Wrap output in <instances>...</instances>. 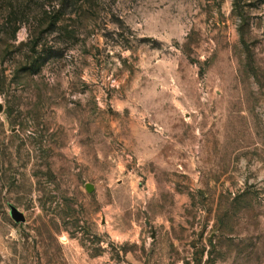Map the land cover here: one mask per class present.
I'll list each match as a JSON object with an SVG mask.
<instances>
[{
	"label": "rangeland",
	"instance_id": "rangeland-1",
	"mask_svg": "<svg viewBox=\"0 0 264 264\" xmlns=\"http://www.w3.org/2000/svg\"><path fill=\"white\" fill-rule=\"evenodd\" d=\"M0 264H264V0H0Z\"/></svg>",
	"mask_w": 264,
	"mask_h": 264
},
{
	"label": "water",
	"instance_id": "water-1",
	"mask_svg": "<svg viewBox=\"0 0 264 264\" xmlns=\"http://www.w3.org/2000/svg\"><path fill=\"white\" fill-rule=\"evenodd\" d=\"M10 216L15 222H21L24 220L23 214L14 206H10Z\"/></svg>",
	"mask_w": 264,
	"mask_h": 264
}]
</instances>
